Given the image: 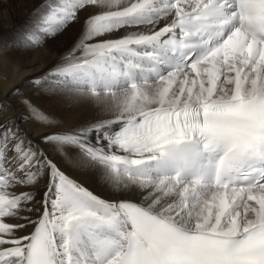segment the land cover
<instances>
[{"label": "bare ground", "instance_id": "obj_1", "mask_svg": "<svg viewBox=\"0 0 264 264\" xmlns=\"http://www.w3.org/2000/svg\"><path fill=\"white\" fill-rule=\"evenodd\" d=\"M155 2L0 0L1 264H21L42 214L51 222L65 264H88L78 228L93 224L123 241L124 225L114 210L122 200L193 229L230 234L264 221V187L250 191L238 207L236 193L222 189L190 200L193 184L126 175L118 163L134 162L107 140L122 122L154 108L264 92V76L247 72L244 59L221 64L210 57L158 82L80 89L86 76L120 81L117 51L170 19L145 21L142 14ZM134 9L138 14L130 18H106Z\"/></svg>", "mask_w": 264, "mask_h": 264}, {"label": "rangeland", "instance_id": "obj_2", "mask_svg": "<svg viewBox=\"0 0 264 264\" xmlns=\"http://www.w3.org/2000/svg\"><path fill=\"white\" fill-rule=\"evenodd\" d=\"M66 251H69V248H67Z\"/></svg>", "mask_w": 264, "mask_h": 264}]
</instances>
